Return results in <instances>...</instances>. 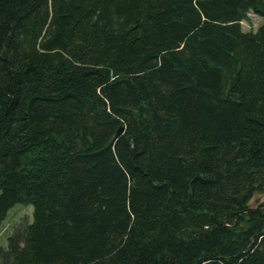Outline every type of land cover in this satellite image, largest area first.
<instances>
[{
	"label": "trees",
	"instance_id": "1",
	"mask_svg": "<svg viewBox=\"0 0 264 264\" xmlns=\"http://www.w3.org/2000/svg\"><path fill=\"white\" fill-rule=\"evenodd\" d=\"M258 192L264 0H0V264H264Z\"/></svg>",
	"mask_w": 264,
	"mask_h": 264
},
{
	"label": "rangeland",
	"instance_id": "2",
	"mask_svg": "<svg viewBox=\"0 0 264 264\" xmlns=\"http://www.w3.org/2000/svg\"><path fill=\"white\" fill-rule=\"evenodd\" d=\"M263 22L262 16L249 13V18L242 21L244 30L256 31ZM264 196L258 192L254 195L251 205H256L263 200ZM33 220V206L22 203L16 204L12 207L6 219L0 225V245L6 246L8 244V237L17 229H22L27 223Z\"/></svg>",
	"mask_w": 264,
	"mask_h": 264
}]
</instances>
